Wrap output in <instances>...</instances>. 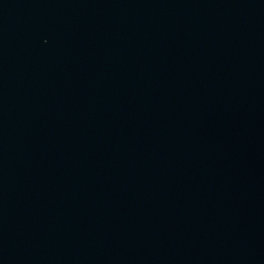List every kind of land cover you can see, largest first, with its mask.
<instances>
[{"label": "water", "instance_id": "obj_1", "mask_svg": "<svg viewBox=\"0 0 264 264\" xmlns=\"http://www.w3.org/2000/svg\"><path fill=\"white\" fill-rule=\"evenodd\" d=\"M0 264H264V0H0Z\"/></svg>", "mask_w": 264, "mask_h": 264}]
</instances>
